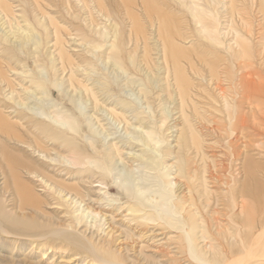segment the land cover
<instances>
[{"label": "rangeland", "instance_id": "374dc122", "mask_svg": "<svg viewBox=\"0 0 264 264\" xmlns=\"http://www.w3.org/2000/svg\"><path fill=\"white\" fill-rule=\"evenodd\" d=\"M4 1L0 264H264V0Z\"/></svg>", "mask_w": 264, "mask_h": 264}, {"label": "bare ground", "instance_id": "6f19581e", "mask_svg": "<svg viewBox=\"0 0 264 264\" xmlns=\"http://www.w3.org/2000/svg\"><path fill=\"white\" fill-rule=\"evenodd\" d=\"M141 2V5L143 7V10L145 12V14L148 16V17H151L152 15H155V16H161V25H160V33L163 35L164 39H165V43H166V48H167V53L169 54L170 58L175 61L176 57L181 55V51L178 50L172 43V40H171V33L173 32V16L171 14H163L161 13V11L159 10V8L157 7V4L155 3V1L153 0H140ZM0 5H2V7H6L5 5V1L4 0H0ZM137 27V26H136ZM179 81L182 82V76H179ZM4 130H7V127H2ZM108 137V136H107ZM5 155V158H6V166L8 165L9 167V170L11 172H9L10 176H13L14 179H15V186H16V190L15 191V194L17 195L18 199H19V203L21 204V209L23 211V208L25 206H27L26 204L28 203V201H35L34 197L31 196L29 193H28V197L26 196V193L27 192L25 189H27V187L21 182L20 180V176L17 174V172L13 171L11 166H20L22 165L23 163L22 162H19V161H16L15 157L13 155H10V153H4ZM12 163V165H11ZM26 167H29L27 168V170L29 171V173H32L30 172V170L32 169V166L30 167L29 165H26ZM39 172V170H36V173ZM41 173V172H40ZM16 177H17V180H16ZM44 177V176H43ZM46 178V177H45ZM56 184V183H55ZM57 185V184H56ZM20 208V207H19ZM5 233H9V232H6V231H3ZM253 251V249H252ZM246 252V251H245Z\"/></svg>", "mask_w": 264, "mask_h": 264}]
</instances>
